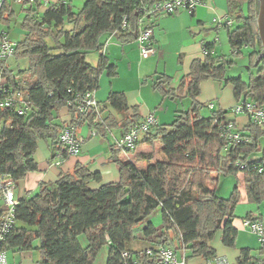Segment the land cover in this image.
Here are the masks:
<instances>
[{
  "label": "trees",
  "instance_id": "1",
  "mask_svg": "<svg viewBox=\"0 0 264 264\" xmlns=\"http://www.w3.org/2000/svg\"><path fill=\"white\" fill-rule=\"evenodd\" d=\"M157 1L84 0L74 10L69 0H59L43 11L38 10L36 0L21 4L25 34L16 41L12 56L26 58L27 66L15 72L6 66L8 58L0 60V75L8 93L11 89L23 93L27 108L18 114L12 108L0 107V176L16 181L37 171L34 153L41 139L49 141L61 157L67 155L58 141L65 125L58 122L61 107L68 109V124L75 127L85 124L104 135L117 126L110 113L103 114L105 108L100 104L97 110L79 111L80 99L87 91L98 89L104 71L111 77L116 75V65L104 52L95 64L86 57L102 50L104 34L115 33L121 42L135 40L138 19L145 16L148 20L145 11ZM226 5L231 23L223 27L231 56L247 52V80L226 76L234 60L215 54L213 44L204 45L202 58L192 59L175 89L169 87V77L157 75L154 89L166 98L189 97L190 107L177 111L169 124L153 125L133 149H112L110 159L119 167L117 181L103 183L98 171L77 163L69 171H60L54 181L41 182L35 193L18 199L14 223L0 250H36L40 264H93L101 248L107 246L106 264H159L157 249L131 250L141 226L145 236L154 235L174 253L182 252L185 264L194 259L204 264L217 256L210 245L217 232L224 246H234L237 230L232 222L239 192L235 185L228 197L219 196L220 178L241 172L247 201L264 199V169L258 172L264 161V122L248 118L239 129L233 118H225L228 110L212 111L204 117L197 96L201 82L211 79L221 86L230 84L236 101L264 107V58L256 62L261 51L256 0H226ZM12 15L10 1L4 0L0 21L8 24ZM3 33L7 35L5 30ZM6 93L0 90V98ZM104 104L125 115L122 134L140 121L137 107L127 104L123 92H110ZM97 115L99 119L93 121ZM233 133L239 138H231ZM155 144L160 157L155 158L150 151L135 152L140 145L150 148ZM122 152L134 154L125 159ZM141 161L142 166H138ZM157 209L161 214L159 229L149 220ZM261 250L264 252L262 246ZM250 261L249 249H240L237 263Z\"/></svg>",
  "mask_w": 264,
  "mask_h": 264
},
{
  "label": "crops",
  "instance_id": "2",
  "mask_svg": "<svg viewBox=\"0 0 264 264\" xmlns=\"http://www.w3.org/2000/svg\"><path fill=\"white\" fill-rule=\"evenodd\" d=\"M36 1L40 4L38 10L43 11L48 4L58 2L59 0ZM69 1L74 10H78L84 2V0ZM11 9L13 10L12 6ZM225 18H227V5L225 0H202L192 11L179 8L171 14H156L152 17L151 21H148L152 25L153 33L151 41L156 51L153 55L147 58L141 57L135 40L121 42L118 40L115 33L104 34L102 36L104 46L101 51L91 55V61L95 64L100 52H104L109 59V62L116 65V75L111 77L106 71H104L99 78V87L93 92V96L98 103L105 108L103 114L110 113L117 122V126L107 130L104 135L97 129L90 128L85 124L77 126L76 136L82 141L77 155H66L61 157L59 151L52 147L49 144V141L42 139L39 140L34 153V158L37 163V171L29 172L22 179L14 181L15 198L18 200L22 197L35 193L41 182L54 181L60 171H69L77 163L85 165L91 171H98L101 175V182L103 183L117 181L119 178V167L117 163L110 159V156L113 149L112 145L115 140L122 135V123L125 119V115L104 104L108 94L110 92H123L129 106L139 107L137 109L138 118L141 120V118H143V116H145L148 112L155 110L156 106L153 109L152 107L155 105V102H148L145 98H143V96H141L144 90L146 94L149 93V90L144 89V86L138 87L137 83L141 82L143 78H153V76L157 77V75L162 74L169 77V87L175 89L180 83V80L187 74L192 59L203 57L204 45H214L218 34V27L223 26L219 24V21H223ZM211 19L212 22L217 25L214 31H212V27L206 28V22L211 21ZM172 22L177 23L175 26L177 31L170 28L169 24ZM176 32L180 34L179 37L182 43L179 44L177 48H174L172 45H174L176 40ZM171 49L175 52H170ZM176 53H178L176 59L181 63V67L177 66L179 68L175 69L174 76L172 73L168 72L167 63H170L175 59H172V57H174ZM6 66L12 69L8 64V59L6 61ZM124 71H127L130 77H134L137 85L135 90H125V88L119 86L118 81L120 80L119 78H121V72ZM205 84V99L216 100L219 110H228V108L235 104L236 101L234 99L233 102H227L224 99L228 94V90L233 91L230 84L224 85V88H221V83L218 81H208ZM204 85L201 84V92L203 91ZM224 92L225 95L223 96ZM134 95H137L136 97L138 98L135 99L133 97ZM228 100L231 101L230 97H228ZM166 102L167 101L165 100L163 103L165 104ZM212 105V109H214L215 103H212ZM165 106L166 109L163 114H168L170 111V105ZM128 114L130 115V110L128 111ZM163 114L160 113L157 115V111H154L157 124H162L164 121L166 115ZM58 116V122L68 124L70 121V114L65 106L59 109ZM232 118L236 121L237 128L239 129L244 127L248 122V117L244 114L237 116L234 115ZM261 141V143L264 144V140ZM148 148L149 146L140 145L136 148L135 152L146 151ZM133 154L134 153L127 152L121 153L122 157L125 159H129ZM235 176L237 177L239 184L241 181V184L237 186L239 197L241 196L243 201H247L244 175L239 172ZM246 215L255 219L263 220L262 213L257 215L252 213V211H248L245 216ZM244 217L242 219H237L235 216L232 222L233 226L237 230L235 244L233 247H227L221 243L220 232H217L210 241V245L215 249L216 255L226 257L231 263H237L240 249L248 248L250 250L253 246V244H250L248 241H244L241 237V232H244L246 229L242 224ZM149 220L152 223L150 218ZM154 227L159 229L161 227V223L158 226L154 225ZM142 228L143 226L140 227V230H138L136 234V239L131 243V250L149 251L153 248L157 249L159 246L163 245L157 242L154 235L145 236L142 233ZM103 249L104 247L101 248V250ZM257 249L258 251L256 254L249 252V256L251 258L250 262L263 258L264 252L261 250V245ZM13 252L18 253L15 255L17 260H14V258L9 259L7 257L9 264H40L38 262L39 256L36 261L32 260V251ZM175 255L177 260L180 261L183 253L176 252ZM103 257L107 258V253L105 251H103ZM195 260L196 259L189 260L186 264H196Z\"/></svg>",
  "mask_w": 264,
  "mask_h": 264
},
{
  "label": "built area",
  "instance_id": "3",
  "mask_svg": "<svg viewBox=\"0 0 264 264\" xmlns=\"http://www.w3.org/2000/svg\"><path fill=\"white\" fill-rule=\"evenodd\" d=\"M4 0H0V6ZM11 1V0H8ZM17 3L23 4L26 2H33L34 0H12ZM202 0H159L152 4L149 9H146L148 14V20L145 16H141L138 19L139 32L135 39L140 55L143 58H147L153 55L156 51L152 44L151 36L153 33L152 27L145 25L144 21H151L153 14L163 13L171 14L177 9L183 8L187 11H192ZM149 23V22H148ZM231 20L225 18L223 21H219L221 25H229ZM124 24V23H123ZM16 42L9 40L3 31L0 32V60L7 59L13 55ZM5 78L0 75V90L4 93L8 91L3 87ZM94 91H87L80 99L79 111L85 112L88 110H97L98 101L93 96ZM24 95L20 90L11 89L5 96L0 98L1 108H12L18 114H23L27 108V104L24 100ZM212 103L208 104L209 108H212ZM231 112L237 116L244 114L249 119L257 123L264 122V107H257L250 101L237 102L232 108ZM99 116L97 115L93 121H97ZM157 123L154 111L148 112L140 121L130 125L126 132L123 133L112 145L115 150H131L135 147L137 139L144 133H146L153 125ZM233 139H238L237 133L230 135ZM58 141L67 151V155H77L80 150L81 139L76 136V127L71 124H65L58 134ZM264 161L258 167V172L263 171ZM17 203V199L14 195V180L9 176H0V243L5 239L7 233L11 229L14 220V208ZM243 227L248 228L253 232L260 245L264 248V220L255 218H244L242 221ZM157 262L159 264H185L184 255L180 261L177 260L175 253L167 246H159L156 250ZM126 256V253L123 254ZM0 264H9L7 259L6 250H0ZM204 264H238L231 263L224 256H215L207 259ZM246 264H264V256L261 259L246 263Z\"/></svg>",
  "mask_w": 264,
  "mask_h": 264
},
{
  "label": "rangeland",
  "instance_id": "4",
  "mask_svg": "<svg viewBox=\"0 0 264 264\" xmlns=\"http://www.w3.org/2000/svg\"><path fill=\"white\" fill-rule=\"evenodd\" d=\"M226 1V0H225ZM11 6L13 7V15L10 19V21L8 22V24H4L3 22L0 21V32L1 31H7V38L13 42H16L20 39H22V37L24 36L25 32L22 30L21 28V20L23 17V12L21 11V4L17 3L15 1H10ZM173 17V16H170ZM180 22V21H178ZM176 22H172L171 24H169L171 29H174V31H177L176 26ZM216 23L211 21H207L206 22V28L212 27V31H214L215 27H216ZM217 38L215 40L214 43V52L217 55H224L226 57H231L234 60V63L227 68L226 70V76H231V77H238L240 76L243 80H247L248 76H249V57L248 54L245 50H243V52L237 56L232 57L231 56V52H230V48L228 45V39H227V32H226V28L223 26L218 27L217 30ZM180 34H178L176 32V40L174 42V45H172V47L177 48L179 44L182 43V41H180ZM170 52H175L173 51V49L170 50ZM96 53V51H92L89 52L87 54V61L92 63L93 61L91 58V55H94ZM177 54L172 57V60L170 63H167V70L169 73H172L175 76V69H178L180 66L181 67V63L179 62V60L176 59ZM27 59L26 58H15V57H10L8 58V64L11 66L12 70H18L19 68H24L27 66ZM94 64V63H92ZM252 69V68H251ZM135 72V70H134ZM133 72V73H134ZM252 72H255L254 69H252ZM129 73H127V71L121 72V75L119 78L120 80L118 81L119 86L125 88V90H135L138 85V87L140 86H144V89L149 90V93H145V90L143 91L142 95L143 98H145L148 102H155V105L152 107L154 109V107L156 106L155 110H151V111H157V115H159L160 113H164L166 106L165 105H170V111L168 112V114H163L166 115L164 121L162 122V124H169L172 122L174 115L177 114V111H183L186 110L190 107L191 105V99L189 97H178V98H166L162 95V93L160 92V90L158 89H154L153 88V83H154V77L153 78H143L141 80V82H138L136 85L135 79L134 77H130V75H128ZM208 81H212L211 79L208 80H204L201 82V84H205ZM200 84V87H201ZM206 85V84H205ZM205 85L203 86V91L199 93V95L197 96V101L199 103H202L203 106L200 108V114L204 117L209 116L212 111H217L219 110L218 105L216 103V100H212V99H205L206 98V91L204 89ZM221 88H224V85L221 86ZM230 89V88H229ZM225 90V89H224ZM227 91V90H226ZM134 92V91H133ZM135 94V93H134ZM225 95V92L223 94V96ZM137 95H134L133 97L136 99L138 97H136ZM228 97H230L231 101L228 100ZM225 101L227 102H233V99L236 101L234 95H233V91L232 90H228V94L225 96ZM167 101L165 104L163 103L164 101ZM242 100L236 101L235 104L237 102H241ZM138 103V102H136ZM209 103H215V108H209L208 104ZM234 104V103H233ZM234 104V105H235ZM138 105V104H137ZM232 105V107L234 106ZM228 108V111L225 115V118H232L234 115L231 112V108ZM139 107L137 106V109ZM146 151H150L152 152L153 156L155 158L160 157V153H159V146L158 144H155L154 146L148 148V150ZM133 157V156H131ZM142 161L140 163H138V166H142ZM241 184V181H240ZM238 182V179L235 175H228V176H222L220 178V184H219V189H218V195L221 197H228L229 194L231 193L232 189L234 188V186H239L240 185ZM239 201L235 204L234 207V216H236L237 219H242L245 214L248 211H252V213L254 214H259L262 213L263 216V220H264V199L259 202V203H254V202H249V201H243L242 197H239ZM149 218L151 219L152 223L155 226L160 225L161 223V214L159 212V210H154ZM241 237L244 241H248L250 244H253V246L251 247L252 249L249 250L250 253L252 254H256L258 251V247H260V243L256 237V235L251 232L248 228H246L244 230V232H241ZM81 241L83 240V242L85 243V238L83 236L80 237ZM105 249V250H104ZM104 249L101 250L100 252H98L94 263L93 264H106V257H103V251H105L107 253V247L104 246ZM7 257L9 259L14 258V260H17V257L15 256L18 253H14L12 250H7ZM38 258V252L36 250L32 251V260L36 261ZM196 264H203L202 262L195 260ZM194 261V262H195ZM17 262V261H15Z\"/></svg>",
  "mask_w": 264,
  "mask_h": 264
},
{
  "label": "water",
  "instance_id": "5",
  "mask_svg": "<svg viewBox=\"0 0 264 264\" xmlns=\"http://www.w3.org/2000/svg\"><path fill=\"white\" fill-rule=\"evenodd\" d=\"M257 2V12L255 16V22L258 32V38L261 43V51L256 57V62L260 58H264V0H256Z\"/></svg>",
  "mask_w": 264,
  "mask_h": 264
}]
</instances>
